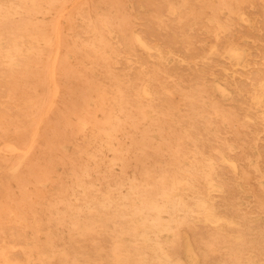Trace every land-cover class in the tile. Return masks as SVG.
Listing matches in <instances>:
<instances>
[{"label": "rangeland", "instance_id": "374dc122", "mask_svg": "<svg viewBox=\"0 0 264 264\" xmlns=\"http://www.w3.org/2000/svg\"><path fill=\"white\" fill-rule=\"evenodd\" d=\"M261 83L264 0H0V264H143L156 207L201 191L166 250L264 264Z\"/></svg>", "mask_w": 264, "mask_h": 264}, {"label": "bare ground", "instance_id": "6f19581e", "mask_svg": "<svg viewBox=\"0 0 264 264\" xmlns=\"http://www.w3.org/2000/svg\"><path fill=\"white\" fill-rule=\"evenodd\" d=\"M200 1V0H199ZM197 2V1H196ZM73 3V2H72ZM140 5V4H139ZM252 5V4H251ZM171 6V5H170ZM183 7V6H182ZM182 9V8H181ZM172 7H171V12H172ZM223 10V9H222ZM65 11V10H64ZM64 11H62V12H64ZM167 11H169V10H167ZM174 11V10H173ZM221 12V11H220ZM173 13V12H172ZM192 14H194V13H192ZM243 14H245V13H243ZM172 15V14H171ZM191 15V14H190ZM222 15V14H221ZM59 17H61V16H59ZM194 17V16H193ZM198 17V16H197ZM241 17V16H240ZM246 18H248V16L246 17ZM206 19V18H205ZM59 20V19H58ZM57 21V20H56ZM104 21V20H103ZM181 21H182V19H181ZM207 21H209V20H207ZM193 22V21H192ZM192 22H190L189 21V23H192ZM59 23V22H58ZM103 24V23H102ZM210 24H211V22H210ZM216 24H217V22H216ZM246 24H249V21L248 22H246ZM217 25H220V24H217ZM236 25H237V23H236ZM58 26V25H57ZM108 26V25H107ZM224 26V25H223ZM250 26V25H249ZM104 27V26H103ZM105 28V27H104ZM108 28H109V26H108ZM220 28V27H219ZM223 28V27H222ZM224 29V28H223ZM222 29V30H223ZM55 30H56V28H55ZM110 30V29H109ZM192 30V29H191ZM218 30H220V29H218ZM230 30V29H229ZM113 31V30H112ZM226 31H227V29H226ZM58 32V29H57V31H56V33ZM219 32V31H218ZM107 33H109V32H107ZM112 33V32H111ZM111 33H109V35L111 34ZM221 33V32H220ZM235 33V32H234ZM135 34V33H134ZM59 34H57V35H55L56 37L58 36ZM109 35H108V37H109ZM189 35V34H188ZM213 35H214V33H213ZM87 36V35H86ZM111 36V35H110ZM135 36V35H134ZM245 36V35H244ZM55 37V39H56V41H58L57 40V38ZM88 37V36H87ZM218 37V36H217ZM240 37V36H239ZM60 38V37H59ZM58 38V39H59ZM84 38V37H83ZM110 38V37H109ZM113 38V37H112ZM219 38V37H218ZM85 39H88V38H85ZM115 39V38H114ZM136 38H134V40H135ZM139 39V38H138ZM241 39V38H240ZM47 40H49V39H46V42H47ZM51 40V39H50ZM113 40V39H112ZM116 40V39H115ZM215 40V39H214ZM106 41V40H105ZM232 41V40H231ZM240 41V40H239ZM52 41H50V43H51ZM136 42H137V39H136ZM217 42H218V40H217ZM244 42V41H243ZM59 43V42H58ZM145 43V42H144ZM232 43V42H231ZM234 43V42H233ZM245 43V42H244ZM49 44V43H48ZM117 44H118V41H117ZM120 44V43H119ZM139 44V43H138ZM146 44V43H145ZM213 44V43H212ZM240 44V43H239ZM91 45L93 46V44L91 43ZM91 45H90V47H91ZM148 45V44H147ZM181 45V44H180ZM216 45V44H215ZM50 46H52L51 44H50ZM120 46H121V44H120ZM119 46V47H120ZM141 46V45H140ZM211 46V45H210ZM86 47V46H85ZM227 47H229V46H227ZM244 47V46H243ZM56 48V47H55ZM121 48V47H120ZM123 49V48H122ZM187 49V48H186ZM209 49V48H208ZM59 49L57 48V51H58ZM98 50V49H97ZM124 50V49H123ZM156 50V49H155ZM155 50H153V51H155ZM213 50V49H212ZM222 50V49H221ZM228 50V54L230 53V55L232 56V57H237V58H239L240 57V55L242 54L240 51H239V49H238V47L236 46V45H231L228 49L226 48V50H225V52ZM245 50V49H244ZM28 51V50H27ZM56 51V50H55ZM56 51V52H57ZM93 51H95V50H93ZM147 51H149V50H147ZM168 51H170V50H168ZM217 51V50H216ZM215 50H214V52L213 53H217ZM241 51H243V49H241ZM96 52V51H95ZM124 52V51H123ZM172 52V51H171ZM170 52V53H171ZM188 52V51H187ZM55 53V52H54ZM107 53V52H106ZM148 53V52H147ZM161 53V52H160ZM57 54H58V52H57ZM127 54V53H126ZM125 54V55H126ZM210 54H212V53H210ZM209 54V55H210ZM71 55V54H70ZM106 55V54H105ZM161 55V54H160ZM166 55V54H165ZM169 55H172V54H169ZM149 56V55H148ZM167 56V55H166ZM166 56H165V59H166ZM50 57V56H49ZM156 57V56H155ZM161 57V56H160ZM175 57H176V55H175ZM178 57V56H177ZM229 57V56H228ZM88 58V57H87ZM173 58V57H172ZM179 58V57H178ZM48 59V58H47ZM50 59V58H49ZM160 59V58H159ZM241 59V58H240ZM243 59V58H242ZM100 60V59H99ZM179 60V59H178ZM178 60H177V62H178ZM237 60V59H236ZM239 60V59H238ZM55 61H56V59H55ZM129 61V60H128ZM127 61V62H128ZM165 61V60H164ZM182 61H184V60H182ZM189 61V60H188ZM191 61V60H190ZM194 61H196V60H194ZM241 61V60H240ZM52 62V61H51ZM130 62H131V60H130ZM133 62V61H132ZM192 62V61H191ZM16 63V62H15ZM136 63V62H135ZM237 65H238V63H236ZM15 65V64H14ZM18 65V64H17ZM16 65V66H17ZM48 65V64H47ZM137 65H138V63H137ZM130 67H131V65H129ZM142 67V66H141ZM49 68H51V66L49 67ZM55 68V67H54ZM46 69H48V68H46ZM130 69V68H129ZM132 69V68H131ZM141 69V68H140ZM48 72H49V69L47 70ZM53 72V71H52ZM50 73V72H49ZM154 74H155V72H154ZM139 75V74H138ZM141 75V74H140ZM143 77V76H142ZM147 78V77H146ZM170 78V77H169ZM48 80V79H47ZM91 80V79H90ZM127 80H129V79H127ZM142 80H144V79H142ZM141 80V81H142ZM149 80V79H148ZM124 80H122V82H123ZM130 81V80H129ZM137 81V80H136ZM140 81V82H141ZM147 81V80H146ZM93 82V81H92ZM143 82H145V81H143ZM143 82H141V83H143ZM159 82V81H158ZM49 83V82H48ZM95 83V82H94ZM125 83H128V82H125ZM148 83H149V81H148ZM161 83V82H160ZM55 84H56V82H55ZM96 84V83H95ZM144 84V83H143ZM142 84V85H143ZM159 84V83H158ZM163 84V83H162ZM215 84V83H214ZM213 84V85H214ZM53 85V84H52ZM146 85V84H145ZM149 85V84H148ZM161 85V84H160ZM159 85V86H160ZM212 85V84H211ZM221 85V84H220ZM261 85H262V83H261ZM264 85V84H263ZM263 85H262V87H263ZM141 86V85H140ZM156 86V85H155ZM165 86V85H164ZM177 86V85H176ZM54 87H55V85H54ZM59 87V86H58ZM178 87V86H177ZM261 87V86H260ZM146 88V87H145ZM161 88V87H160ZM179 88V87H178ZM214 88H215V86H214ZM217 88V87H216ZM226 88V87H225ZM50 89V88H49ZM52 89H53V86H52ZM103 89V88H102ZM139 89V88H138ZM149 89V88H148ZM157 91H159L158 90V88H155ZM180 89V88H179ZM96 90V89H95ZM144 90V89H143ZM162 91H164L163 89H161ZM219 90V89H218ZM228 90V89H227ZM225 91V92H228V91ZM262 90H263V88H262ZM58 91V90H57ZM92 91V90H91ZM135 91H137V90H134V93H135ZM147 91V90H146ZM103 92V91H102ZM138 92V91H137ZM142 92V91H141ZM144 92H145V90H144ZM216 92V91H215ZM224 92V91H223ZM52 94H53V92H51ZM139 93V92H138ZM143 93V92H142ZM261 93V92H260ZM90 94V93H89ZM148 94H150V93H148ZM167 94V93H166ZM221 94H222V92H221ZM137 95V94H136ZM140 95V94H139ZM145 95V94H144ZM171 95V94H170ZM101 96V95H100ZM138 96V95H137ZM145 96H147V95H145ZM149 96V95H148ZM222 96V95H221ZM261 96V95H260ZM141 97V96H140ZM164 97H165V95H164ZM257 97H259V95L257 96ZM138 98V97H137ZM155 98V97H154ZM157 98H159V96L157 97ZM166 98V97H165ZM140 99V98H139ZM153 99V98H152ZM137 101H138V99H136ZM151 100V99H150ZM163 100V99H162ZM186 100V99H185ZM257 100V99H256ZM260 100H261V97H260ZM126 101V100H125ZM164 101H166L165 99H164ZM258 101V100H257ZM103 102H104V100H103ZM259 102V101H258ZM133 103V102H132ZM140 103V102H139ZM138 103V104H139ZM260 103V102H259ZM258 103V104H259ZM56 104V103H55ZM90 104V103H89ZM51 105V104H50ZM128 105V104H127ZM134 105V104H133ZM141 105V104H140ZM147 105V104H146ZM138 107V106H137ZM147 107H149V106H147ZM49 108V107H48ZM133 108V107H132ZM142 108H143V106L141 107V112H139L140 114L142 113L143 114V112H142ZM150 108V107H149ZM44 109V108H43ZM85 109V108H84ZM135 109V108H134ZM137 109V108H136ZM144 109V108H143ZM138 110V109H137ZM139 111V110H138ZM147 111V110H146ZM149 111V110H148ZM148 111H147V113H148ZM160 112V111H159ZM89 113V112H88ZM150 114V113H149ZM40 115V114H39ZM74 115V114H73ZM90 115H92V114H90ZM95 115V114H94ZM152 115V114H151ZM157 115V114H156ZM216 115V114H215ZM131 116V115H130ZM222 116V115H221ZM39 117V116H38ZM43 118L45 117V116H42ZM41 117V118H42ZM95 119H96V117H95ZM33 121V120H32ZM36 121H38V120H36ZM41 121H42V119H41ZM97 121V120H96ZM106 121V120H105ZM33 122H35V121H33ZM152 122V121H151ZM39 125V124H38ZM52 126V125H51ZM224 126V125H223ZM36 127V126H35ZM249 128V127H248ZM39 129V128H38ZM15 130V129H14ZM143 132V131H142ZM32 133V132H31ZM53 133V132H52ZM37 134H38V130H37ZM30 136H31V134H30ZM35 139V138H34ZM143 141V140H142ZM33 142V141H32ZM29 144V143H28ZM34 144V143H33ZM63 144V143H62ZM160 147V146H159ZM6 150V149H5ZM20 150V149H19ZM174 150V149H173ZM179 150V149H178ZM22 151H24V150H22ZM137 151V150H136ZM17 152H19V151H17ZM10 153H13V152H11L10 151ZM28 154V153H27ZM173 154V153H172ZM5 156V155H4ZM223 158H224V155H223ZM7 160V159H6ZM16 160V159H15ZM212 160V159H211ZM19 161V160H18ZM230 161V160H229ZM234 161V160H233ZM184 162V161H183ZM221 162H225V161H221ZM232 162V161H231ZM16 163H17V160H16ZM234 163L235 162H233L232 163V167H233V165H234ZM181 164H182V162H181ZM225 164H228V162H225ZM229 164H231V163H229ZM183 165V164H182ZM213 165V164H212ZM255 166V165H254ZM5 167V166H4ZM234 168V167H233ZM8 170V169H7ZM232 170V169H231ZM233 171V170H232ZM235 172V171H234ZM261 175V174H260ZM206 178V180H208V182H209V179H208V177H205ZM131 180H132V178H131ZM258 182V181H257ZM260 182V181H259ZM262 182V181H261ZM260 182V183H261ZM209 184V183H208ZM141 185V184H140ZM213 185V184H212ZM216 185V184H215ZM260 185H262V184H260ZM143 186V185H142ZM141 186V187H142ZM208 186L209 185H207V184H203V187H202V189H207L208 188ZM219 186V185H218ZM264 186V185H263ZM219 188V187H218ZM222 190V189H221ZM241 190V189H240ZM244 190V189H243ZM218 191V190H217ZM216 191V192H217ZM175 192V191H174ZM208 192H210V191H208ZM213 192V191H212ZM220 193V192H219ZM246 193V192H245ZM208 194V193H207ZM246 195V194H245ZM249 195V194H248ZM174 196V195H173ZM171 194H169V195H167V197H166V199H165V201H164V203H163V205H162V207H156V210H157V215L154 217L153 216V218H152V221H151V223L149 224V225H147V226H145V228H146V230H147V232H149V233H144L142 236H141V239L143 240V242H144V244H145V246L149 249V251L151 252V258L149 259V260H143L142 261V263L143 264H182L181 263V260H180V258H178L177 256H173V255H171L167 250H166V248H165V245L163 244V241L165 240V239H167V238H169L170 237V234L172 233V231H173V229L174 228H179V229H183V228H185V226H187V225H189V224H191L194 220H195V216L197 215V217H198V214H200V213H202V214H204V216L206 217V219H208V216H209V214H211V212H212V208H213V204L211 203V201L209 200V198H208V196L207 195H205L204 194V191H201V192H198L195 196H194V198H193V201L192 202H186V201H182L181 199H178V198H175V197H173ZM250 196V195H249ZM246 197V196H245ZM248 202V201H247ZM249 203V202H248ZM264 204V203H263ZM223 207V206H222ZM262 207V206H261ZM247 208V207H246ZM256 210V209H255ZM256 211H258V210H256ZM259 212V211H258ZM261 213H262V211H261ZM250 216H252V215H250ZM211 217V216H210ZM259 217V216H258ZM213 218H214V216H213ZM217 218H218V216H217ZM221 218H223V217H221ZM220 218V219H221ZM253 218V217H252ZM205 219V218H204ZM197 220H198V218H197ZM201 220V219H200ZM209 220V219H208ZM225 220V219H224ZM247 220V219H246ZM254 220V219H253ZM221 221H223V220H221ZM231 221H232V218H231ZM231 221H229V222H231ZM255 221V220H254ZM195 222H197V221H195ZM204 222V221H203ZM225 222H226V220H225ZM235 222V221H234ZM202 223V222H201ZM216 223H217V221H216ZM227 224H228V222H226ZM233 223V222H232ZM252 223V222H251ZM193 224V223H192ZM214 224V223H213ZM210 225H212V224H210ZM232 225V224H231ZM234 225V224H233ZM237 225H240L239 223H237ZM206 226H208V225H206ZM228 226V225H227ZM246 227V226H245ZM206 228V227H205ZM210 228V227H209ZM237 228V227H236ZM90 229H91V227H90ZM206 229H208V228H206ZM245 229V228H244ZM250 229H252V228H250ZM260 229V228H259ZM254 230V229H253ZM209 231V230H208ZM220 231H221V229H220ZM244 231V230H243ZM255 231V230H254ZM183 232V231H182ZM222 232V231H221ZM253 232V231H252ZM213 233V232H212ZM255 233V232H254ZM257 233V232H256ZM229 234H231V233H229ZM258 234V233H257ZM259 234H261V233H259ZM173 235V234H172ZM231 235H233V234H231ZM124 237V236H123ZM232 237V236H231ZM240 237V236H239ZM249 237V236H248ZM248 237H247V239H248ZM260 238H262V237H260ZM126 239V238H125ZM186 239L188 240V238L186 237ZM185 239V240H186ZM234 239V241L236 240L235 239V237L233 238ZM251 239V238H250ZM257 239V238H256ZM186 240V241H187ZM239 240V239H238ZM167 241V240H166ZM185 241V242H186ZM190 241V240H189ZM250 241H254V239L253 240H250ZM184 242V241H183ZM134 243V242H133ZM136 243V242H135ZM235 243H237V242H235ZM245 243V242H244ZM186 244V243H185ZM186 245H188V243L186 244ZM191 245V244H190ZM242 246V245H241ZM256 246H257V244H256ZM186 247H188V246H185V248ZM190 247V249H189V251H191L192 253L195 251L194 250V248L192 247V246H189ZM258 247V246H257ZM250 248V247H249ZM249 248H248V250H249ZM2 250H3V248H1ZM210 249V251L212 250V248L210 247L209 248ZM185 250V249H184ZM215 250V249H214ZM213 250V251H214ZM250 250H252V249H250ZM1 251V250H0ZM188 250L186 251L187 253L189 252ZM241 251V250H240ZM185 252V251H184ZM243 252V251H242ZM249 252V251H248ZM190 253V252H189ZM238 253V252H237ZM0 254H2V253H0ZM194 254H196V253H193V255ZM225 254V253H224ZM229 254V253H228ZM116 255V254H115ZM226 255H227V253H226ZM251 255V254H250ZM252 255H254L253 253H252ZM2 256V255H1ZM4 256V255H3ZM40 256V255H39ZM117 256V255H116ZM196 256V255H195ZM245 256V255H244ZM248 256H249V253H248ZM44 257V256H43ZM52 257V256H51ZM65 257V256H64ZM189 257V256H188ZM198 257V256H197ZM245 257H247V256H245ZM118 258H120V257H118ZM4 259H5V257H4ZM50 259H52V258H50ZM116 259V258H115ZM261 259H264V257H262ZM114 260V259H113ZM118 260V259H117ZM198 260V259H197ZM254 260H256L255 259V257H254ZM254 260H253V263H254ZM47 261V260H46ZM4 262V261H3ZM28 262V261H27ZM244 262H245V260H244ZM263 261H261V263H262ZM65 263V262H64ZM212 263V262H211ZM264 263V262H263ZM3 264V263H2ZM19 264V263H18ZM28 264H30V262H28ZM66 264V263H65ZM215 264V263H214ZM256 264H257V262H256Z\"/></svg>", "mask_w": 264, "mask_h": 264}]
</instances>
